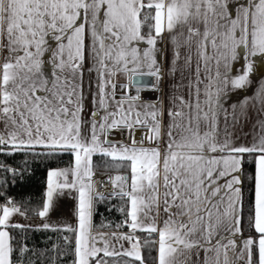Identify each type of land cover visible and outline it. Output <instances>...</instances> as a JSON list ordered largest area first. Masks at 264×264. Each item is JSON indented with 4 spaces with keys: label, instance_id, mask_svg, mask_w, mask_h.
Returning a JSON list of instances; mask_svg holds the SVG:
<instances>
[{
    "label": "snow or ice",
    "instance_id": "obj_1",
    "mask_svg": "<svg viewBox=\"0 0 264 264\" xmlns=\"http://www.w3.org/2000/svg\"><path fill=\"white\" fill-rule=\"evenodd\" d=\"M257 66L264 0H0V155L70 158L35 207L0 179V264H264V83L224 104Z\"/></svg>",
    "mask_w": 264,
    "mask_h": 264
},
{
    "label": "trees",
    "instance_id": "obj_2",
    "mask_svg": "<svg viewBox=\"0 0 264 264\" xmlns=\"http://www.w3.org/2000/svg\"><path fill=\"white\" fill-rule=\"evenodd\" d=\"M69 159L68 156L54 160L47 157L0 155V162L20 170L21 173L13 178L10 173L0 171V179L7 177L8 183L6 185V192L8 196L15 198L18 202L30 201L31 206L35 207L40 202L45 191L47 171L50 168L65 166ZM94 159L97 164L102 166L103 162L100 158L97 157ZM25 161H27V163H25ZM101 170H103L102 167ZM248 171H250V169L246 168V174ZM247 188L248 186L246 184V192ZM114 205L118 206L119 201L112 200L108 203L98 205V214L94 217V222L99 224L101 220H104L112 225L119 223L123 217ZM241 228L243 235H249L246 221L242 222ZM26 235V243L29 247L48 249L56 240L59 233L29 230ZM49 237L52 239H49Z\"/></svg>",
    "mask_w": 264,
    "mask_h": 264
},
{
    "label": "crops",
    "instance_id": "obj_3",
    "mask_svg": "<svg viewBox=\"0 0 264 264\" xmlns=\"http://www.w3.org/2000/svg\"><path fill=\"white\" fill-rule=\"evenodd\" d=\"M250 79L252 82L246 87L241 89L230 90L228 92V95L224 100V104L225 107H229L230 111H231L230 105L232 104L240 105L246 98L249 100V104H251L252 100L256 99V93L259 91L260 84L264 83V69H261L259 68V66H257V70L251 75ZM169 81L170 78L165 76V83L166 85H168V87H170ZM117 82L125 83L126 81L124 77H117ZM168 87L164 88L165 92L168 91ZM132 93L135 94V88H133ZM140 95L141 98L145 101H153L157 98L159 93L150 90V87H146L143 91H141ZM249 116L254 118V113L251 109L249 110ZM247 130H248V125L246 124L245 131ZM137 137H139V133H137ZM115 138L122 139L123 137H121L117 133L115 134ZM73 206H74V201L71 199V197L68 196L60 197V199L58 200V205L56 210L51 214L52 220L55 221L57 219H65L68 220L69 222H73L74 221V218L72 216ZM17 219L20 218L17 217ZM22 222L39 224L40 220L38 218H33L32 221H22ZM244 236L246 237L248 235H244Z\"/></svg>",
    "mask_w": 264,
    "mask_h": 264
},
{
    "label": "water",
    "instance_id": "obj_4",
    "mask_svg": "<svg viewBox=\"0 0 264 264\" xmlns=\"http://www.w3.org/2000/svg\"><path fill=\"white\" fill-rule=\"evenodd\" d=\"M142 83L144 85H147V87H150L151 84L153 83V79L150 77H145V78H143Z\"/></svg>",
    "mask_w": 264,
    "mask_h": 264
}]
</instances>
